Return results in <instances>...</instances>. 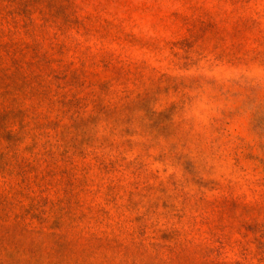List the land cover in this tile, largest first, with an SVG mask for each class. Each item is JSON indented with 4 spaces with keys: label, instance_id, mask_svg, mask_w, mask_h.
<instances>
[{
    "label": "rangeland",
    "instance_id": "1",
    "mask_svg": "<svg viewBox=\"0 0 264 264\" xmlns=\"http://www.w3.org/2000/svg\"><path fill=\"white\" fill-rule=\"evenodd\" d=\"M0 264H264V0H0Z\"/></svg>",
    "mask_w": 264,
    "mask_h": 264
}]
</instances>
